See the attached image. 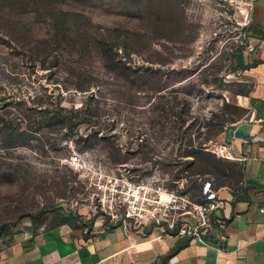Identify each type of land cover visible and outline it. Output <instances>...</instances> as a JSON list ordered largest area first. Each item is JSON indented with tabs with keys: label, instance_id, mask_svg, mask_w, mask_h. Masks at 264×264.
<instances>
[{
	"label": "rangeland",
	"instance_id": "rangeland-1",
	"mask_svg": "<svg viewBox=\"0 0 264 264\" xmlns=\"http://www.w3.org/2000/svg\"><path fill=\"white\" fill-rule=\"evenodd\" d=\"M246 3L0 0V252L70 215L112 225L132 194L239 187L195 146L248 117Z\"/></svg>",
	"mask_w": 264,
	"mask_h": 264
},
{
	"label": "crops",
	"instance_id": "crops-1",
	"mask_svg": "<svg viewBox=\"0 0 264 264\" xmlns=\"http://www.w3.org/2000/svg\"><path fill=\"white\" fill-rule=\"evenodd\" d=\"M249 11V36L234 56L254 81L249 114L220 136L240 178L235 191L220 187L226 205L215 215L225 240L162 236L159 227L121 223L86 232L57 222L26 229L0 252V264H264V0Z\"/></svg>",
	"mask_w": 264,
	"mask_h": 264
},
{
	"label": "built area",
	"instance_id": "built-area-1",
	"mask_svg": "<svg viewBox=\"0 0 264 264\" xmlns=\"http://www.w3.org/2000/svg\"><path fill=\"white\" fill-rule=\"evenodd\" d=\"M253 2L247 0L248 11L252 9ZM203 150L222 159H232L228 144L222 141L204 143ZM77 161V156L70 157L71 163ZM130 191L135 192L133 186ZM112 205L115 208L110 219L113 224L155 226L162 229V236L190 237L201 242H211L216 238L225 240L221 233L222 222L220 219L214 221V217L218 210L224 208L226 201L210 180L202 182L198 200L187 192L163 189L158 190L154 197H147L145 193L142 196L132 194L114 200Z\"/></svg>",
	"mask_w": 264,
	"mask_h": 264
},
{
	"label": "trees",
	"instance_id": "trees-1",
	"mask_svg": "<svg viewBox=\"0 0 264 264\" xmlns=\"http://www.w3.org/2000/svg\"><path fill=\"white\" fill-rule=\"evenodd\" d=\"M56 111H59V112L64 111V112H65V110L62 109V108H56ZM224 122H225V123H224ZM222 123H223V125H224V124L227 123V121L223 120ZM220 132H222V131L220 130L219 133H220ZM208 140L210 141V140H212V138H208ZM195 148H196L197 151H199V150L202 149L203 147H202L201 145H199V146H195ZM218 161H219V160H218ZM235 168H236V171H238V168H237L236 165H235ZM244 193H245V195H246L247 190H245ZM241 199L244 201V200L247 199V198L242 197ZM75 217H76L75 215H72V216L70 215V216H68L66 219H63L61 222H62V223H66V224H68V225H71V224L73 223V220L75 219ZM217 219H219V217L215 215V217H214V221L217 222Z\"/></svg>",
	"mask_w": 264,
	"mask_h": 264
}]
</instances>
